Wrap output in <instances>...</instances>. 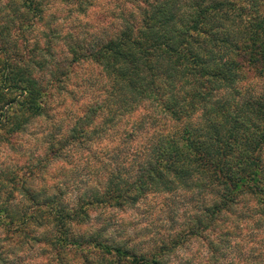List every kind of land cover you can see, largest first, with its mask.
I'll list each match as a JSON object with an SVG mask.
<instances>
[{
    "label": "clouds",
    "instance_id": "1",
    "mask_svg": "<svg viewBox=\"0 0 264 264\" xmlns=\"http://www.w3.org/2000/svg\"><path fill=\"white\" fill-rule=\"evenodd\" d=\"M261 22L264 0H0V264H264Z\"/></svg>",
    "mask_w": 264,
    "mask_h": 264
},
{
    "label": "trees",
    "instance_id": "2",
    "mask_svg": "<svg viewBox=\"0 0 264 264\" xmlns=\"http://www.w3.org/2000/svg\"><path fill=\"white\" fill-rule=\"evenodd\" d=\"M258 31L264 32V22H261L257 26ZM250 59L252 60L253 63H256L258 61H264V40H260L258 35L253 36L252 40V47H251V52H250ZM221 74H227L224 69L220 70ZM19 78V77H18ZM193 147L196 149L198 152H205L206 149L203 145L200 144H194ZM259 164L256 162H251L248 165V168H258ZM247 171V169H245ZM253 176H255V172L252 173ZM121 257H125L127 254L124 252H120ZM132 264H139V261L134 259L132 261Z\"/></svg>",
    "mask_w": 264,
    "mask_h": 264
}]
</instances>
